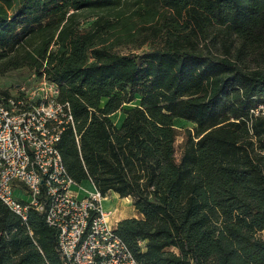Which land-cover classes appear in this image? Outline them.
Here are the masks:
<instances>
[{
  "label": "trees",
  "instance_id": "1",
  "mask_svg": "<svg viewBox=\"0 0 264 264\" xmlns=\"http://www.w3.org/2000/svg\"><path fill=\"white\" fill-rule=\"evenodd\" d=\"M20 70L71 108L68 175L131 199L140 264H264V0H0V78ZM0 264H63L43 213L0 202Z\"/></svg>",
  "mask_w": 264,
  "mask_h": 264
},
{
  "label": "built area",
  "instance_id": "2",
  "mask_svg": "<svg viewBox=\"0 0 264 264\" xmlns=\"http://www.w3.org/2000/svg\"><path fill=\"white\" fill-rule=\"evenodd\" d=\"M250 113L264 117V103ZM68 128L75 133L71 108L58 101L57 86L45 76L32 74L0 94V202L24 224L30 210L43 213L57 233L63 264H140L116 234L106 197L68 175L57 149Z\"/></svg>",
  "mask_w": 264,
  "mask_h": 264
},
{
  "label": "rangeland",
  "instance_id": "3",
  "mask_svg": "<svg viewBox=\"0 0 264 264\" xmlns=\"http://www.w3.org/2000/svg\"><path fill=\"white\" fill-rule=\"evenodd\" d=\"M91 21H93V19H87L86 21H83V23L81 24V27L87 28V26L89 25ZM136 48H137V45L135 43H132V44L128 43V44H123L122 47L118 48L117 50L121 53H134L135 54L142 50H146L149 47L147 44V45H144L141 49H136ZM31 75L32 74L28 72L27 70H20L17 72L7 74L6 76L0 78V88L11 87L10 90H13L14 89L13 86L20 84V83L22 84L25 80L30 78ZM135 103L131 104L130 106H133ZM122 119H123V115L121 113H116V115L113 117V120L117 124L118 127L120 126ZM175 126L177 129L180 130V133H182L183 129L192 127L190 124L181 122V121L176 122ZM181 140L182 138L181 136H179L176 144L178 145L181 142ZM81 186L88 191L92 190V187L87 182H83ZM105 197H106V200L103 204V207L107 209L109 207L116 209V213L114 214L115 219L116 217H118V219L120 220L130 218L129 216H131L132 214H135L133 207L131 205L130 198H125L124 201L123 200L120 201V198L115 197L113 193H108ZM261 238L264 239V232L261 233Z\"/></svg>",
  "mask_w": 264,
  "mask_h": 264
},
{
  "label": "crops",
  "instance_id": "4",
  "mask_svg": "<svg viewBox=\"0 0 264 264\" xmlns=\"http://www.w3.org/2000/svg\"><path fill=\"white\" fill-rule=\"evenodd\" d=\"M116 114H114L113 116H111L110 118L112 119V121H113V123L117 126V124L114 122V120H113V117L115 116ZM123 120V119H122ZM122 120H121V122H122ZM118 127V126H117ZM85 182H87V181H85ZM83 183V182H82ZM88 183V182H87ZM89 184V183H88ZM114 194V193H113ZM114 196L115 197H117V198H119L116 194H114ZM124 201L125 199H123V198H120V201ZM112 208V207H111ZM114 211H115V213H116V209H114ZM130 218H137V215H135V214H132L131 216H129ZM116 221L117 222H119L120 221V219H118V217H116Z\"/></svg>",
  "mask_w": 264,
  "mask_h": 264
}]
</instances>
